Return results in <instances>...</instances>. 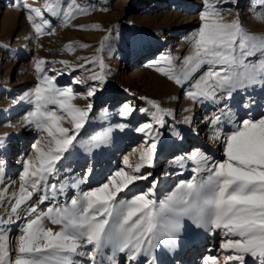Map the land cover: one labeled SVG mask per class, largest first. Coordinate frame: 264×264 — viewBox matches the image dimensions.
I'll use <instances>...</instances> for the list:
<instances>
[{
  "label": "snow or ice",
  "instance_id": "obj_1",
  "mask_svg": "<svg viewBox=\"0 0 264 264\" xmlns=\"http://www.w3.org/2000/svg\"><path fill=\"white\" fill-rule=\"evenodd\" d=\"M221 2L202 0L201 23L191 38V51L183 64L177 68L173 58L167 57L162 62L164 66L156 70L182 88L188 85L186 95L193 101L219 105L227 100L251 109L250 100L241 96L236 101V97L256 86L264 90V33L250 32L239 17L225 21L219 8ZM20 7L38 36L45 29L51 32L52 17L69 24L89 11L77 0H56L45 9L21 0ZM256 7L261 11H253V18L264 23V0ZM77 27L84 30L83 25ZM106 41L107 37L98 51H104ZM46 63L51 62H37L38 82L21 97L32 105L23 117V125L35 127L41 139L32 146L34 155L21 162L19 191L10 197H6L7 189L0 193V204L6 198L12 201L10 212L0 217V264H103L101 258L108 248L112 256L107 259L112 264H117V254L129 264H157L154 257L157 248L163 246L175 251L178 247L185 218L195 227L222 237L219 247L226 252L223 264H264V112L255 117L247 111L245 117L238 119L228 104H225L226 112L225 108L219 109L220 114L208 123L218 126L223 116L232 126L229 132H222L219 127L214 132V138L222 143L223 158L214 160L199 149L181 157L176 163L184 167L185 161L192 162L195 175L180 181L159 202L155 177L146 190L132 191L138 181H147L152 176L142 169L154 166L156 142L153 138L141 151L134 167L124 157L123 163L129 171L119 168L106 182L81 190L84 177L93 171L88 168L71 184L76 189L75 195L61 203L58 196L65 195L68 185L51 180L62 170H71L78 146L87 150L78 137L89 123L92 105L81 108L72 104L70 101L75 96L72 89L58 86L55 78L41 67ZM91 63H98L101 72L88 79L102 83L106 76L103 60H88L80 67ZM94 93L95 88H91L87 95L91 97ZM147 102L156 109L153 120L163 125L164 116L171 113L161 109L156 101ZM134 111L124 104L119 114L127 117ZM190 119L185 118L184 122ZM65 122L71 127H65ZM136 130L150 135L154 129L151 123H145ZM6 139L7 134L0 136V148ZM93 139L94 147L105 143L104 138ZM4 164L0 159V170ZM46 202V210L41 209L39 205ZM21 218H25L24 227L19 229L13 252L9 248L11 227ZM49 223L59 225L60 230L54 231L48 227ZM85 248L88 250H82ZM202 264L221 262L209 255Z\"/></svg>",
  "mask_w": 264,
  "mask_h": 264
},
{
  "label": "rangeland",
  "instance_id": "obj_2",
  "mask_svg": "<svg viewBox=\"0 0 264 264\" xmlns=\"http://www.w3.org/2000/svg\"><path fill=\"white\" fill-rule=\"evenodd\" d=\"M23 2L45 9L56 0ZM259 2L222 0L219 8L225 21L239 17L250 32L264 33V23L253 18V11H261L256 7ZM20 3L21 0H0V136L7 134L4 147L0 148V159L5 161L0 170V193L7 189L6 197L19 191L21 162L34 155L32 146L41 139V133L35 127L23 125V117L32 105L21 100L38 82L39 74L35 68L41 60L51 62L41 67L47 75L55 78L58 86L72 89L75 94L70 101L72 104L81 108L92 105L89 123L78 137L84 141L87 150L78 146L71 161V170H62L51 180L52 183L68 185L65 195L58 196L61 203L66 197L75 195L76 189L71 184L79 180L88 168L93 171L84 177L81 190L106 182L119 168L129 171L123 163L124 157L127 156L134 167L141 151L153 138L156 142L154 166L142 169L151 172L152 176L147 181H138L132 191L146 190L155 177L159 202L175 190L180 181H187L195 175L192 162L185 161L184 167L176 163L181 157L199 149L214 160L223 158L222 143L214 138V132L216 127L229 132L232 126L223 116L218 126L208 123L220 114L219 109L228 104L238 119L245 117L247 111L255 117L264 112V90L260 86L249 88L247 94L236 97V101L241 96L246 101L250 100L251 109H243L227 100L216 105L210 101L189 99L186 95L188 85L182 88L156 70L164 66L162 62L167 57H172L179 68L189 55L191 38L201 23L202 0H77V3L87 6L88 14L78 15L69 24L52 17L51 32L45 29L39 36L30 27ZM80 25L84 30L77 27ZM105 37L106 47L100 52L98 49ZM101 59L106 66L102 83L88 79L101 72L98 63L80 67L88 60ZM77 79L82 82L76 83ZM91 88H95V93L89 97L87 93ZM149 100L156 101L161 109L171 113L164 116L163 125L153 120L156 109L147 102ZM124 104L136 111L127 117L120 115ZM185 118H191L190 122L185 123ZM145 123L153 126L150 135L136 130ZM64 126L71 127L67 122ZM93 138H104L105 143L94 147ZM67 164L65 162V167ZM36 201L37 197H34L33 202ZM11 203L6 198L0 204V217L10 212ZM47 206L48 202L39 205L44 210ZM24 219L16 220L11 227L10 251H15ZM48 227L60 230L59 225L49 223ZM221 240V236L197 228L185 218L176 250L169 251L161 246L155 250L154 257L157 264H202L205 257L213 255L223 264L226 252L219 247ZM111 256V249H105L101 258L103 264H112L107 259ZM115 259L117 264H129L121 254H117Z\"/></svg>",
  "mask_w": 264,
  "mask_h": 264
},
{
  "label": "bare ground",
  "instance_id": "obj_3",
  "mask_svg": "<svg viewBox=\"0 0 264 264\" xmlns=\"http://www.w3.org/2000/svg\"><path fill=\"white\" fill-rule=\"evenodd\" d=\"M191 4V3H190ZM117 59V58H116ZM115 59V60H116ZM119 59V58H118ZM115 63H117V62H115ZM139 67V66H138ZM136 69V68H135ZM134 70V69H133ZM136 71V70H135ZM138 71V70H137ZM134 72V71H133ZM74 85V84H73ZM14 109H17V106L14 108ZM12 111H14V110H12ZM16 113V112H15ZM9 116V115H8ZM11 116H13V115H11ZM9 118V117H8ZM13 119V118H12ZM182 245H183V243H182Z\"/></svg>",
  "mask_w": 264,
  "mask_h": 264
}]
</instances>
